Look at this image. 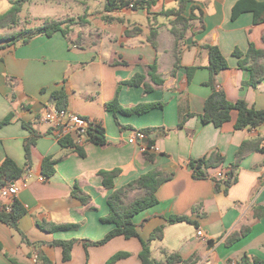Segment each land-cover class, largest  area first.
I'll use <instances>...</instances> for the list:
<instances>
[{
    "label": "crops",
    "instance_id": "obj_1",
    "mask_svg": "<svg viewBox=\"0 0 264 264\" xmlns=\"http://www.w3.org/2000/svg\"><path fill=\"white\" fill-rule=\"evenodd\" d=\"M12 1L0 0V14L11 8ZM44 1L39 3L41 7L51 6L56 12L62 1L70 3L69 14L54 13L52 19H76L70 27L71 43L58 31L51 37L39 35L29 43L0 48V121L11 115L10 122L0 127V165L6 157L25 165L24 140L31 134L25 124L43 133L33 147L32 176L17 195L27 209L18 222L20 231L0 221V264H41L43 255L56 264H107L119 251L131 255L115 264H141V239L149 240L161 226L163 238L149 241L158 261L165 260L167 250L188 260L185 264H239L244 256L264 264V151L245 155L237 169L238 180L227 193L216 191L212 178L217 169L228 171L236 163L245 140L264 138V124L237 129L235 109L221 127L203 123L200 116L212 93L206 84L210 71L204 44L217 45L227 58L229 66L219 72L216 85L228 100L244 99L249 106L264 109V80L257 87L249 85L251 72L241 68L234 55L236 50L246 54L251 44L264 48V22L255 23L251 9L234 18L233 8L239 0H187L180 17L176 14L180 0H155L134 9L122 6L110 11L106 0H55L57 4L52 5ZM38 2L30 1L33 7ZM79 6L82 13L72 9ZM41 22L34 27L44 20ZM24 23L21 20V26ZM173 30L181 36L178 46ZM3 32L5 29H0ZM152 34L157 47L150 40ZM177 51L181 52L180 63L175 69ZM154 63L163 84L154 83L149 75ZM194 66L197 69L189 78L188 67ZM136 73L145 75L152 91L146 93L143 85L121 83ZM63 88L70 111L102 120L107 130L108 144L84 142V157L63 147L52 124L42 120L54 105L52 93ZM116 96L125 107L153 102L162 106L142 114L116 116L106 107ZM149 127L157 128L150 136L155 139L154 160L145 156L140 143L129 141L137 130ZM214 150L224 156L223 165L210 169L206 178H195L189 161ZM45 156L61 159L56 172L40 181ZM114 168L122 170L115 178V188L152 169L173 172L174 176L159 187L158 203L134 216L140 237L120 235L88 247L78 242L71 260L63 261L62 247L52 245L54 240L96 241L115 227L101 221L110 211L108 197L113 189L105 187L98 174L101 169ZM76 185L91 196L90 202L73 196ZM139 192L132 191L129 197ZM6 202L0 196V208ZM172 215H186L191 221L170 223ZM45 221L75 223L77 227L50 232L38 225ZM198 230L203 235H198ZM242 232L239 239L229 242ZM35 254L40 257L37 262Z\"/></svg>",
    "mask_w": 264,
    "mask_h": 264
},
{
    "label": "trees",
    "instance_id": "obj_2",
    "mask_svg": "<svg viewBox=\"0 0 264 264\" xmlns=\"http://www.w3.org/2000/svg\"><path fill=\"white\" fill-rule=\"evenodd\" d=\"M31 0H13L12 6L5 13L0 14V29H8V32L0 33V48H6L18 43H29L33 38L39 35H46L51 37L56 32L60 31L69 39L70 27L76 23L75 18L66 19H52L45 20L44 23L37 27H24L17 29L21 25V11L25 3ZM187 0L179 1V8L176 11L178 17L181 16V11L184 8ZM155 0H136L135 8L141 5H150ZM246 2H252L251 5H245ZM128 0H106V10H112L117 7L127 6ZM244 9H251L254 11V22H264V1L259 2L256 0H239L233 8V17H237ZM82 20V18H81ZM176 35L177 46L180 40V35L176 30H173ZM152 44L157 47L156 35L152 34L150 37ZM71 43V40L69 39ZM204 48L208 49V69L210 71V79L206 82L207 85L212 87V93L205 101V107L203 113L200 115L203 123H213L217 127H221L225 122L231 119V113L235 109L238 111V117L235 123L237 129L255 128L264 124V109H257L249 106L244 99H239L235 102L228 100L226 93L217 88L216 77L219 72L229 66L227 58L221 52L217 45L204 44ZM180 53L176 54L175 69L179 67ZM234 55L239 58V65L241 68L247 69L251 72L249 85L257 87L264 80V48L259 49L254 44H251L246 54L236 50ZM197 67H188L189 78ZM149 75L152 81L156 84H163L164 79L158 74V65L154 63L150 66ZM145 75L136 73L133 77L123 80L121 83L130 86H144L145 92L148 93L153 90V86L145 83ZM54 106L58 109H68L69 96L67 91L63 88L61 90L54 91L51 96ZM161 102L153 103H140L133 107H125L119 101L116 96L114 99L106 103L108 110L112 111L116 116L119 113L122 114H142L151 109L161 107ZM188 117V115H187ZM179 124V127H183L186 118ZM11 115L6 116L0 121V127L9 123ZM117 123L124 127L119 120ZM29 129L30 135L24 140V152H25V165L20 166L13 158L6 157L0 165V189L5 185L19 180L33 165V147L36 145L37 139L43 135L42 132L36 130L33 126L25 124ZM157 128H144L137 131L144 132L149 136L147 145L149 149L143 153L149 160H154L155 152L150 148L155 145V139L150 137L151 134L156 131ZM59 142L65 148H71L75 153L84 157L86 156L83 143H78L70 135L62 136L59 138ZM84 142H92L99 145H107V130L104 122L100 119H93V122L89 125ZM250 151H264V138L256 140H245L237 151V161L226 172L227 177L218 179L215 176L212 178L215 181V190L223 191L227 193L232 184L238 180L237 169L241 160ZM61 158L54 156H45L42 162V172L46 177H51L56 172V164ZM225 161L224 156L219 151H212L208 155H205L199 159H191L189 165L193 170V176L197 179L206 178L209 175V170L221 167ZM122 172L121 168L114 169H101L98 174L102 177L103 185L109 189H113L108 197V204L110 211L106 216L101 217L102 222L113 223L115 227L110 230L102 239L92 241L89 239H56L51 244L54 246H61L63 251V261H69L72 258V250L76 243L83 242L85 247L90 245H103L113 239L116 236H125L126 238L140 237L138 225L134 221V216L139 212L158 203L157 191L159 187L171 180L174 173H165L159 169H152L138 178L128 182L127 184L115 188V178ZM141 190L142 194L130 198L129 194L132 191ZM73 196L79 198L83 203H88L91 200V196L85 193L79 185H76L73 190ZM27 212L25 206L17 199L12 203V210L7 211L5 204L0 208V221L6 223L12 228L19 230V219ZM191 221L186 215H172L168 217V222L175 223L178 221ZM41 229L56 232L70 230L77 227L75 223H54V222H38ZM241 234H234L230 237L229 242L232 243L239 239ZM164 235V227L156 228L149 240L142 241V250L139 253L141 264H185L188 260L183 259L177 252H168L164 250L166 255L165 260L158 261L152 256V251L149 245V241L154 239L161 240ZM130 252L119 251L112 255L107 264H115L119 260L129 257ZM40 258V257H39ZM41 264H56L44 255L41 257ZM16 264V263H13ZM239 264H263L258 259L244 256L242 262Z\"/></svg>",
    "mask_w": 264,
    "mask_h": 264
},
{
    "label": "built area",
    "instance_id": "obj_3",
    "mask_svg": "<svg viewBox=\"0 0 264 264\" xmlns=\"http://www.w3.org/2000/svg\"><path fill=\"white\" fill-rule=\"evenodd\" d=\"M128 8L134 9L136 0H128ZM42 120L52 124L53 130L57 132L59 138L62 136L70 135L78 143H84L86 138V133L89 125L93 122V119L82 116L78 113L72 112L69 109H58L54 105L50 106L48 110L42 116ZM74 135V137L72 136ZM146 138H149L144 132L136 131L135 135L130 138L132 143H140L141 150L147 151L149 149L147 141H144ZM156 146L150 148L151 151H154ZM227 170L217 169L215 177L218 179L227 177ZM32 176L31 170H28L19 180L11 182L0 189V196L5 198L7 202L5 203V208L7 211L12 210V203L17 198V195L21 188L27 187L28 178ZM38 179L40 181H45L47 177L44 174H41ZM198 235H203L202 230H198ZM34 262L39 260V255L35 254L33 257Z\"/></svg>",
    "mask_w": 264,
    "mask_h": 264
},
{
    "label": "rangeland",
    "instance_id": "obj_4",
    "mask_svg": "<svg viewBox=\"0 0 264 264\" xmlns=\"http://www.w3.org/2000/svg\"><path fill=\"white\" fill-rule=\"evenodd\" d=\"M39 1L35 7L31 5L30 1L25 3L23 6V9L21 11V20L25 21L24 27H34L35 23L39 24L42 23L41 21L45 20H52L54 17V13H58L59 16H63L64 14H69L71 8L69 7V2L62 1L61 6L59 7L58 12H56L53 8H48L47 6H42L39 5L40 2H45L44 0H37ZM48 3L50 5L52 4H57V1L55 0H48ZM33 7V8H32ZM47 7V8H46ZM75 12L77 13H82V7L79 6L77 9L72 8ZM45 11V12H43ZM55 11V12H54ZM34 13L40 14L42 17L41 18H33ZM56 15V14H55ZM21 25L17 27V29H20ZM6 32H8V29H5ZM19 44V43H18ZM142 194V192L137 193L136 196ZM132 199V198H131Z\"/></svg>",
    "mask_w": 264,
    "mask_h": 264
},
{
    "label": "water",
    "instance_id": "obj_5",
    "mask_svg": "<svg viewBox=\"0 0 264 264\" xmlns=\"http://www.w3.org/2000/svg\"><path fill=\"white\" fill-rule=\"evenodd\" d=\"M149 140V138H146L144 141H148Z\"/></svg>",
    "mask_w": 264,
    "mask_h": 264
}]
</instances>
